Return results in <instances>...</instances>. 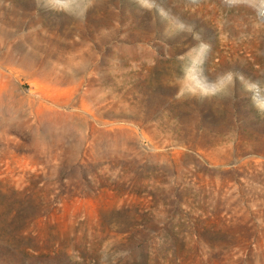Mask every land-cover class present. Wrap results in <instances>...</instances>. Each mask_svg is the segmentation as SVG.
<instances>
[{
    "label": "rangeland",
    "instance_id": "1",
    "mask_svg": "<svg viewBox=\"0 0 264 264\" xmlns=\"http://www.w3.org/2000/svg\"><path fill=\"white\" fill-rule=\"evenodd\" d=\"M154 4L0 0V264H264V22ZM200 43L234 86L175 100Z\"/></svg>",
    "mask_w": 264,
    "mask_h": 264
},
{
    "label": "clouds",
    "instance_id": "2",
    "mask_svg": "<svg viewBox=\"0 0 264 264\" xmlns=\"http://www.w3.org/2000/svg\"><path fill=\"white\" fill-rule=\"evenodd\" d=\"M47 2L57 11L75 13L82 17L93 0H47ZM140 3L148 9L155 6L154 0H140ZM226 3L229 5L243 3L264 22V0H226ZM158 11L161 17L168 18V13L163 7H158ZM179 27L182 28L183 25H179ZM209 51H211L210 44L200 43L178 57V59L185 60L186 63L182 67L183 76L177 78L178 91L175 94V100L179 101L185 97H212L234 86V73L231 71L219 76L215 82H208L202 75V66ZM240 80L245 89L252 93L251 101L254 106L264 115V95H262L264 85L259 81L246 80L243 75L240 76Z\"/></svg>",
    "mask_w": 264,
    "mask_h": 264
}]
</instances>
